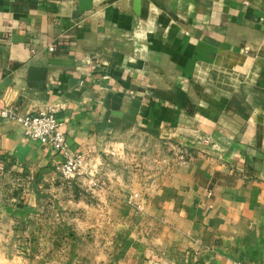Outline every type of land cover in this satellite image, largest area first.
<instances>
[{"label": "crops", "instance_id": "crops-1", "mask_svg": "<svg viewBox=\"0 0 264 264\" xmlns=\"http://www.w3.org/2000/svg\"><path fill=\"white\" fill-rule=\"evenodd\" d=\"M80 2L0 0V106L90 158L0 116V264H264V0Z\"/></svg>", "mask_w": 264, "mask_h": 264}, {"label": "built area", "instance_id": "built-area-1", "mask_svg": "<svg viewBox=\"0 0 264 264\" xmlns=\"http://www.w3.org/2000/svg\"><path fill=\"white\" fill-rule=\"evenodd\" d=\"M0 116L19 122L27 138L52 145L62 156L58 169L66 179L73 180L85 171L90 158L85 153L71 152L68 149L63 123L57 118L55 108L22 114L16 105L8 104L0 106ZM137 197L138 194H135L134 198Z\"/></svg>", "mask_w": 264, "mask_h": 264}, {"label": "water", "instance_id": "water-1", "mask_svg": "<svg viewBox=\"0 0 264 264\" xmlns=\"http://www.w3.org/2000/svg\"><path fill=\"white\" fill-rule=\"evenodd\" d=\"M90 7H91V0H81L80 7H79L80 8V11L87 10ZM40 75L43 76V74H40ZM40 82H42V81H40ZM40 82L37 83V85H41ZM6 84L7 83H3L2 85H0V90L3 89L6 86ZM114 101L117 102V105L113 104V109L116 112L113 113V117L110 119V121L112 122V124H114L116 122H120V120H121V118L123 116H126V117L130 118L131 120L134 118L135 113H137V109H132L131 110V114L124 115L120 111V103H121V100L119 98H114Z\"/></svg>", "mask_w": 264, "mask_h": 264}, {"label": "rangeland", "instance_id": "rangeland-1", "mask_svg": "<svg viewBox=\"0 0 264 264\" xmlns=\"http://www.w3.org/2000/svg\"><path fill=\"white\" fill-rule=\"evenodd\" d=\"M110 163L112 164V166H118L119 168L121 167V164H119V162L116 163V164H114V162L111 161ZM2 187H3V190H2V191H3L4 193L9 192L10 185H8V183L4 182L3 180H2ZM6 202H7V201H6Z\"/></svg>", "mask_w": 264, "mask_h": 264}]
</instances>
